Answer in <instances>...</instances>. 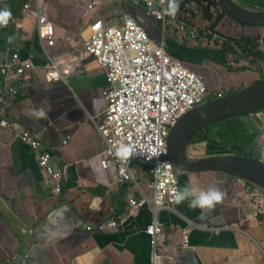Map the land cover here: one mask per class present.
<instances>
[{
	"label": "crops",
	"instance_id": "obj_1",
	"mask_svg": "<svg viewBox=\"0 0 264 264\" xmlns=\"http://www.w3.org/2000/svg\"><path fill=\"white\" fill-rule=\"evenodd\" d=\"M28 1L31 10L25 14ZM4 7L11 9L12 18L0 27V88L4 90L0 120L13 119L32 131L51 151L52 166L63 168V175L61 193L54 194L48 174L38 165V153L12 128L0 124V264H151L152 248L144 231L153 214L147 205H129V199L141 198V191L151 197L147 166L134 165V182H117L100 165L104 142L92 118L99 121L105 111L106 69L92 56L79 59L89 25L120 23L125 13L131 14L153 41L163 40L170 55L197 70L209 92L224 94L243 88L260 80L264 68L263 72L252 67L237 70L243 61L229 62L213 35L197 44L175 25L163 33L161 23L146 12L144 0L136 5L130 0H38L41 14L54 26L55 42L47 52L61 67L70 69L64 79L47 80L36 1L0 0V9ZM20 17L23 24L18 27L15 19ZM222 23L225 27L218 25V32L238 38L261 29L229 18ZM226 30L231 35L222 32ZM10 36L14 37L11 44ZM16 50L35 66L14 81L19 89L14 96L8 91L12 80L2 73L1 65ZM37 108L48 111L47 119L31 118V110ZM189 149L195 158L242 154L264 160V111L218 123L210 140ZM178 180L179 189L189 183L200 189L217 185L226 193L205 220L200 210H189L187 202L158 211L156 219L163 228L157 237L159 245L181 247L182 231H190L189 247L177 253L178 264H264V216H254L256 208L264 205L259 192L242 179L220 172H178ZM108 220L117 225L97 227Z\"/></svg>",
	"mask_w": 264,
	"mask_h": 264
},
{
	"label": "built area",
	"instance_id": "obj_2",
	"mask_svg": "<svg viewBox=\"0 0 264 264\" xmlns=\"http://www.w3.org/2000/svg\"><path fill=\"white\" fill-rule=\"evenodd\" d=\"M35 1L38 39L45 54V77L47 80L64 79L70 72L69 67H61L47 52V47L55 42L53 23L41 14L38 0ZM130 1L136 5L141 0ZM144 6L146 12L161 23L163 33L169 25H175L184 37L193 39L197 44L202 40L198 33L200 24H189L180 11L175 17L165 15L167 4L161 3V0H144ZM30 10L31 2L28 1L23 7V13L27 14ZM15 22L21 27L23 17L15 19ZM89 28L79 59L85 55L92 56L106 69V85L103 89L105 111L99 121L92 118L104 142V148L99 153L101 168L117 182H134V159L152 163L148 167L151 197L141 191V198L129 199V205L132 208L147 205L153 214V220L144 231L152 248L151 264H162L164 260L170 264H178L177 253L181 248L189 247L190 231L187 228L182 231L181 247L176 243H157V237L163 232V228L157 221L156 214L175 204V192L179 189L178 172L167 157L166 138L179 116L206 101L207 86L203 77L190 69L186 62L166 51L163 40L153 41L129 13L123 15L120 23L96 21ZM34 66L30 58H21L17 50L1 65L2 73L12 80L8 85L10 94L16 96L19 93L14 81L19 80L26 69ZM3 99L4 90L0 88V102ZM0 124L12 128L21 140L29 143L38 153V165L48 174L52 192L60 194L63 168L52 166L51 151L43 147L32 131L22 127L17 121L2 117ZM66 140L67 137L62 142ZM119 143L132 145L142 155L134 156L129 161L118 160L114 155V148ZM254 216H264V205L256 208ZM116 225V221L108 220L97 227L102 229Z\"/></svg>",
	"mask_w": 264,
	"mask_h": 264
},
{
	"label": "water",
	"instance_id": "obj_3",
	"mask_svg": "<svg viewBox=\"0 0 264 264\" xmlns=\"http://www.w3.org/2000/svg\"><path fill=\"white\" fill-rule=\"evenodd\" d=\"M235 22L264 28V9L253 8L236 0H216ZM264 111V78L238 90L206 100L183 113L166 138L168 159L182 174L220 172L242 179L264 198V160L242 154H217L195 158L189 155L191 138L228 119L246 117ZM205 118H201V114ZM134 165L151 166L139 158Z\"/></svg>",
	"mask_w": 264,
	"mask_h": 264
},
{
	"label": "trees",
	"instance_id": "obj_4",
	"mask_svg": "<svg viewBox=\"0 0 264 264\" xmlns=\"http://www.w3.org/2000/svg\"><path fill=\"white\" fill-rule=\"evenodd\" d=\"M237 1L243 4L255 6L258 9H264V0H258L256 2L253 0ZM191 3L193 4L192 7L188 8V5ZM256 3H259L260 5H255ZM179 11L181 14L186 16L189 24L193 25L195 22L200 24V27L198 28L200 37L206 38L207 35L215 36L216 40L214 41V44L219 48V51L224 55V57H226V59H228L229 62L239 59L240 61L249 62L251 65H256V69L260 70L261 63H264V51L260 48L259 38H254L252 36H243L238 38L234 36H226L218 32L216 27L222 24V20L224 18H229L231 20L233 19L228 16V14L220 7L216 0H183L180 4ZM187 12H191V15H187ZM237 23L243 26L255 28L254 26L247 24L239 22ZM230 68L233 69L232 66H230ZM247 68L248 67L246 66H242L237 70L242 71L246 70ZM190 69L195 72L194 68L190 67ZM262 78L264 77L262 76ZM229 92L231 91L224 92V94ZM219 95L222 94L218 92H209L208 90L206 100L215 98ZM216 126L217 124L211 125L206 129L196 133L191 138L189 147L193 145H199L200 143H205L210 140V134L214 131ZM145 169L147 170L148 167H145Z\"/></svg>",
	"mask_w": 264,
	"mask_h": 264
},
{
	"label": "clouds",
	"instance_id": "obj_5",
	"mask_svg": "<svg viewBox=\"0 0 264 264\" xmlns=\"http://www.w3.org/2000/svg\"><path fill=\"white\" fill-rule=\"evenodd\" d=\"M161 3L167 4L164 9L165 15L175 17L179 12L180 0H161ZM11 18L12 12L10 8L4 7L0 9V27H6ZM13 40L14 37L10 36L7 38L9 44ZM47 112L44 108L32 109L31 118L36 120L47 119ZM201 118H205V114L202 113ZM114 155L118 160L129 161L130 158L142 154L136 152L130 144L119 143L114 148ZM225 197L226 193L217 185H208L205 189H200L189 183L175 192L174 202L177 205L187 202L189 210H200V218L205 220L215 210L216 206L224 201Z\"/></svg>",
	"mask_w": 264,
	"mask_h": 264
},
{
	"label": "rangeland",
	"instance_id": "obj_6",
	"mask_svg": "<svg viewBox=\"0 0 264 264\" xmlns=\"http://www.w3.org/2000/svg\"><path fill=\"white\" fill-rule=\"evenodd\" d=\"M257 4H259V3H256L255 5H257ZM260 5V4H259ZM222 26L221 27H225V25L222 23L221 24ZM247 28H252V27H248V26H246ZM255 29V28H254ZM222 30H225V28H223ZM248 33H251L250 32V29H248ZM222 32H226L227 34H229V35H231V31L230 30H226V31H222ZM237 33V32H236ZM255 33V32H254ZM252 37H258L259 38V43H260V48H261V50H263L264 51V28H261V29H258L257 30V33H255L254 35H251ZM189 41H193V39H190V38H187ZM207 46V45H206ZM244 62V61H243ZM240 63V65L238 64H236L237 65V67H235L236 69H238V68H241L242 66H246V67H252V68H254V69H256V65H251L249 62H244L245 64H247V65H243L244 63ZM264 68V63H261V65H260V70L259 71H262L263 72V70H261V69H263ZM263 77H264V72H263ZM190 150V149H189ZM192 155H194V156H197V154L195 153V152H193L192 151ZM262 197V196H261ZM263 198V197H262Z\"/></svg>",
	"mask_w": 264,
	"mask_h": 264
}]
</instances>
